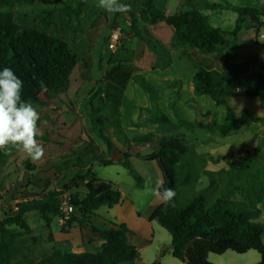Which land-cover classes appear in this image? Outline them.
I'll list each match as a JSON object with an SVG mask.
<instances>
[{"label":"trees","instance_id":"1","mask_svg":"<svg viewBox=\"0 0 264 264\" xmlns=\"http://www.w3.org/2000/svg\"><path fill=\"white\" fill-rule=\"evenodd\" d=\"M51 1L60 5L66 20L75 21L73 32L81 30L80 23L85 16L82 12L87 0H79L74 7L63 0H0V71L5 67L14 71L23 81L21 99L30 101L33 106L46 105L41 99L42 94L47 97L63 92L70 83L74 69L82 60L81 50L73 46L76 36H61L58 31L52 30L53 11L39 6ZM122 3L130 4L128 0ZM26 7L34 8L33 16L19 12V9ZM206 8L215 10L230 7L210 4ZM131 9L126 13L130 18L131 30L156 57L154 68L164 70L171 65L170 49L178 57L186 59L195 55L197 61L192 76L193 95L210 97L222 106L225 117L221 123L182 119L176 105L179 93H173L167 103L174 116L172 121L158 108L157 87L142 74L131 75L118 63L105 72L104 80L99 85L102 89H107L106 98L110 101L113 112L111 116L117 113L125 85L132 79L148 93L149 100L154 105L155 112L147 117V122L156 123L161 128L168 125L184 127L186 130L199 128L210 133L217 132L219 137L224 138L238 132L247 122L263 126V135L254 152L242 151L228 159L226 166L214 171L206 169L207 162L214 161L210 154L188 149L170 137L160 140L157 152L140 156L144 161H155L164 175V187L176 192L170 204L159 203L145 212V218L149 222H157L170 236V244L161 248L159 258L149 264H161L160 256L165 254L182 264H212L207 261L210 253L233 251L243 254L249 250H256L260 255L257 264H264V222L257 221L264 203V165L259 161L264 149V117L254 118L247 110H242V116L238 118L226 100L227 96L239 91L248 97L259 98L264 108V77L258 72L250 73L248 79L257 81V84L254 87L244 86L235 73L223 71L224 67L219 64L221 59H228V54L221 47L225 38L235 37L245 24L248 28L259 29L262 22L259 21L258 11L235 8L238 19L232 30H226L213 26L208 17L197 8L184 9L180 5L174 14L167 15L155 5L154 0H140L139 8L134 9L131 5ZM252 17H255L253 21ZM157 22H162L173 30L169 47L144 28L145 25L154 26ZM103 57L104 55L99 57V62ZM81 63L84 69L89 67L88 62ZM241 72L247 74L246 70ZM215 79H218L219 86ZM175 83L176 80L170 83L171 88ZM99 110L97 106L91 105L90 121L107 151H113L115 144L107 132L109 119L98 115ZM112 125L118 126L115 123ZM152 137L151 133L140 135L141 140H150ZM15 152V148L8 152L0 151V169L5 157ZM121 156L120 161H124L139 187H143L141 177L129 164L130 154L121 153ZM98 163L108 166L117 162L108 158L99 159ZM76 165L84 169L80 161L75 164L64 162L56 167L62 177L53 189H48L49 180L32 176H27L22 189L10 187L18 195L13 194L15 205L8 208L7 214L0 219V264H124L139 259V250L130 241L133 232L124 223L109 222L108 228H97L86 218L87 215H95L101 206L112 207L120 203L122 198L118 190L102 191L99 186L93 187L97 179L93 177L92 165L80 176L82 181L88 179L87 195L82 199L70 196L67 200V207L78 211L79 216L67 212V207L62 205L63 195L78 178L75 174L66 175L63 172ZM201 174L207 177L208 184L195 190ZM4 180L5 177L0 175V185ZM26 185L40 190L26 191ZM29 213H36L48 231L47 240L51 248L47 253H34L32 246L37 243V237L32 235L27 220ZM55 218L62 220L59 225L61 233H67L68 227L86 228L98 235L101 244L93 252H73L57 247L50 230V224Z\"/></svg>","mask_w":264,"mask_h":264},{"label":"rangeland","instance_id":"2","mask_svg":"<svg viewBox=\"0 0 264 264\" xmlns=\"http://www.w3.org/2000/svg\"><path fill=\"white\" fill-rule=\"evenodd\" d=\"M63 1L74 7L79 0ZM123 1L125 0H119L120 3ZM128 1L134 9L139 8L140 0ZM228 2L235 7L245 4L255 8L258 11L259 21H264V4H262V0H229ZM158 5H161L160 1H158ZM39 6L53 11L52 30L58 31L61 36H76L73 46L81 50V62H88L89 67L84 69L82 63L79 62L73 71L68 87L63 92L51 94L47 97L42 94L41 99L46 105L34 106L40 116L37 121L39 135L36 139L43 145L44 156L41 161H32L22 152L16 150L14 154L5 157L0 169V175L5 177L3 184L0 185V219L4 218L8 208L13 207L16 203L13 194L16 196L18 193L10 190V187L15 186V189H22L26 184L27 176H32V178H39L44 181L49 180L48 189H53L57 181L62 177V173L56 171V167H59L64 162L75 164L77 161L82 163L84 169L76 165L74 168L63 172V174H75L78 177L71 185L70 190L63 195V206L67 207V200L70 196L82 199L87 195L88 179L82 181L80 176L85 173V169L92 165L93 177L97 179L93 187L99 186L102 191L118 190L121 193V200L124 201V204L132 201L135 202L139 210L146 208L147 211L150 208L147 203L154 198L147 192L149 187L148 180L151 178V185L154 187L161 169L155 161H144L140 159V156L157 152L160 140L164 137L176 139L182 146L197 151L196 148L200 144L198 141L201 140V136L196 135L195 131L186 130L184 127L168 125L161 128L156 123L147 122V117L155 112L154 105L144 100V97L140 94V85L132 79H129L125 85L117 113L111 116L113 112L110 101L106 98L107 89L106 87L102 89L99 86L104 80L105 72L112 65L118 63L128 70L131 75L142 74L147 81L157 87L159 91L158 108L172 121H174V116L167 103L173 93H179V99L176 101V105L179 107V116L188 121H192L195 117V120L199 121L221 123L225 117L224 109L206 95H204V100L199 98L198 104L194 100H190V95L192 96L193 94L192 76L197 61L195 55L191 54L193 59H186L178 57L176 52L170 49L172 63L166 68L167 70L164 69V72L159 73V69L154 68V64L157 63L156 57L149 52L146 43L132 32L128 14L108 13L98 6V0H87L82 12L85 16L80 23L81 30L73 32L76 23L73 19L66 20L60 5L51 1ZM167 8L168 10L170 9V7ZM193 8L200 9L197 6ZM33 9V7L21 8L19 12L33 16ZM215 10L218 11L216 16L210 10L207 12L210 21L217 27L229 28L228 20L233 15L232 11L221 8ZM214 20L219 21L214 22ZM113 23L116 24L114 25ZM144 28L165 46H170L173 38L171 27L162 22H157L154 26L145 25ZM241 28H247V25L245 24ZM255 33L256 39H258L259 29L255 30ZM112 39L116 40V46L113 49L109 48V43ZM259 44L261 47L255 48V45L244 46L238 40L233 41L231 37L225 38L221 43V47L228 54V59L219 61V64L225 68L222 70L233 72L238 77L240 70L249 69L260 72L264 77V39L260 40ZM101 55H104V57L99 62ZM238 79L244 86L254 87L257 84V81L248 78L241 79L238 77ZM173 80H176L177 83L171 88L170 83ZM215 83L217 86L220 85L218 79H215ZM255 100L258 99L248 97L243 93L233 94L229 98L231 108L233 107L238 114L241 104L247 103L249 106H253ZM91 105L100 109L98 115L109 119L107 132L115 144L113 151H107L106 145L97 137L94 131L90 121ZM196 105L199 112L190 109V107H195ZM205 111L206 113L203 114ZM241 116L242 112L240 118ZM115 118L118 120L116 121ZM112 123L118 126L116 127ZM147 133H151L153 137L150 140H141L140 135ZM221 138H219L217 132H213L210 133L206 142H214L220 147ZM121 153H128L133 157L139 158L131 159L129 164L138 175L142 176L143 187H139L124 161H120L122 159ZM224 154L219 161L207 162L206 167L209 166V168L216 169V164L226 166V161L240 154V151L234 147L230 151H225ZM113 155L115 157L114 161L117 163L108 166L98 163L99 159L113 158ZM259 161L264 165V160L262 162L259 158ZM207 184V177L201 174L194 189L200 190ZM39 190L40 188L26 185V191ZM261 210L264 211V203L261 206ZM67 211L69 212V210ZM103 211H108V213ZM71 212L79 216L78 211L72 209ZM123 214L119 208L108 210L105 207L101 208L100 216L94 218V215L90 214L86 218L91 220L92 225L99 228H108L110 226L108 221L115 224L127 223L133 229H139L141 234H147L149 230L147 222L135 226L131 222L133 219L126 217V215L123 216ZM27 220L32 230V235L37 237V243L32 246L35 255L49 252L51 244L48 243V231L43 222L36 213H29ZM61 223V219L55 218L50 224L54 244L57 247L69 248L70 250L76 248L75 251L85 249L88 252H93L95 250L97 240H90V244H88V236L86 234L90 233L88 229L68 227L67 233H61L59 229ZM152 227L154 232L153 239H150L151 241L143 249L139 250V259L132 263L124 264H149L159 258L161 248L169 245L168 243L165 244L170 239L167 231L157 222H153ZM94 237L93 235L92 239ZM259 260L260 255L256 250H249L243 254L226 251L223 254L210 253L207 256V261L212 264H257ZM162 263L179 264L180 262L169 254H165Z\"/></svg>","mask_w":264,"mask_h":264},{"label":"crops","instance_id":"3","mask_svg":"<svg viewBox=\"0 0 264 264\" xmlns=\"http://www.w3.org/2000/svg\"><path fill=\"white\" fill-rule=\"evenodd\" d=\"M158 1L161 2V5H158ZM218 1H221V2H218ZM228 1L229 0H213L211 2L209 0H154V3L159 9L164 10V12L167 15L174 14L177 11L178 7L181 5L184 9H191V8H193L195 6L200 7V9H198L199 12H201L204 15H206L207 17H208L207 12L209 10L215 16L218 14V11L217 10L207 9L206 5L223 4L224 3L223 5H229V7H230L227 10H231L232 13H233V15L228 20V23L230 24V26H229V28H226V30H232L234 28V26H235V23H236L237 19H238V15H237V13L234 10L235 8H249V9H255V8L246 6L245 4H241L242 6L235 7L233 4L229 3ZM262 4H264V0H262ZM167 7H170V9L168 10ZM208 19H209V17H208ZM216 21L218 22L219 20H214V22H216ZM209 22L213 26H215L212 23V21H210V19H209ZM262 39L263 38L260 36V33H259L258 39H256L255 29L254 28H248V27L247 28H243V29L241 28L239 30V32L237 33V35L235 37H232L233 41L234 40H238V41H240V44H242L244 46L255 45V48L261 47V45L259 43H260V40H262ZM222 69H225V68H222ZM165 70H167V69H165ZM165 70H163V71H159L158 70V72L162 73ZM243 70H245V69H243ZM243 70H240V74L238 76L241 79H247L248 78V74L253 73V72H258V71H251V70L248 69V70H246L247 74H245V73L241 72ZM258 73H260V72H258ZM192 85H193V82H192ZM237 93H242V92L237 91V92H234L233 94H237ZM140 94H142V96L144 97V100H146L147 102H150L148 93L146 91H144L141 86H140ZM233 94H231V95L226 97V100L228 101V104H229L230 107H231V104H230L229 98ZM172 97L173 96L171 95V98ZM171 98H169V99H171ZM192 98L198 104L199 103V98L204 100L205 96L204 95H202V96H194L192 94V96L190 95V100H192ZM253 98H256V97H253ZM256 99H258V100L254 101V105L253 106H249L247 103L243 104V105L241 104L239 114L232 107L235 115L238 118H240L242 110H247V112H248V114L250 116H252L254 118H263L264 117V108L261 105L260 99L259 98H256ZM190 109L192 111L199 112V109L197 108V105L195 107L194 106L190 107ZM205 113H206V111L203 112V114H205ZM203 117H205V116H203ZM223 117H224V115H223ZM194 119H195V117L193 118V120ZM192 131H195L196 135H200L201 136V140L198 141V143H200V144L196 148V150L199 153H208L214 158V160L219 161L220 157L222 155H225L224 154L225 151H228V150L230 151L234 147L236 149H238V151H240V153L242 151H245V150L250 151V152H254L256 147H257L259 139L263 135V126L260 125L259 123L247 122L235 134H232V135L224 137V138L219 137V138L222 139V142L220 141L221 142L220 143L221 144L220 147L218 145H216L214 142H210V141L206 142V140H208V137L210 136V132L205 131L203 129H199V128H196V129H194ZM113 157H114V155H113ZM133 158L139 159V158H136V157H133L132 155H130L129 162ZM260 159L263 162V160H264V149L261 152ZM216 166H217L216 169L209 168V166L206 167V169L214 171V170H218L221 167H224L223 164H216ZM139 176L142 177L141 175H139ZM158 176H159L158 179L163 178V181H164V175H163L162 171H159V175ZM143 186H144V183H143ZM123 202L124 201L121 200L120 203H118V204H116V205H114L112 207L101 206L96 211V214L94 215V218L96 216H100L99 213L101 212V208H105L106 207V208H108V210H112L113 208H119L124 213L123 216L126 215V217H130V218L133 219V220H131V222H133V224H135V226L143 224L144 222H147L149 224L148 225L149 230L147 231V234H141L139 229H137V228L133 229L132 227H130L129 224L124 223L133 232V235H131V238H130L131 243L134 246H136V248L138 250H141L147 245V243H149L151 241L150 239H153V235H154L153 227H152L153 221L149 222L145 218L146 208H144V210H139L137 208L135 202L131 201V202H128L127 204H124ZM159 203H161V202L154 197L147 204L149 205L148 207H152V206H155V205H157ZM103 212L104 213H108V211H103ZM258 221L264 222V211L263 210H261V214L258 217ZM108 222H110V221H108ZM97 228H99V227H97ZM84 232L86 233L85 230H84ZM86 234L88 236V240H87L88 244H90L89 243L90 240H93V241L97 240L96 248L101 244L102 241H100V239L98 238L97 234H93L91 232L90 233H86ZM93 235L95 236L94 239H92ZM262 242L264 243V234H263V237H262ZM166 243L170 244V239H169L168 242H165V244ZM75 250H76V248H73L72 251L73 252L87 251L85 249H82V250H79V251H75ZM164 258H165V255L160 257V260H161L160 263L161 264H163L162 260ZM172 264H175V263H172ZM179 264H182V263L180 262Z\"/></svg>","mask_w":264,"mask_h":264},{"label":"clouds","instance_id":"4","mask_svg":"<svg viewBox=\"0 0 264 264\" xmlns=\"http://www.w3.org/2000/svg\"><path fill=\"white\" fill-rule=\"evenodd\" d=\"M98 6L108 13H128L131 5L120 3L119 0H98ZM23 81L14 71L5 67L0 71V151L8 152L15 148L32 161H41L44 148L36 137L39 135L37 121L39 113L30 101L21 99ZM147 192L161 203L170 204L176 192L165 188L163 178L151 185L148 180Z\"/></svg>","mask_w":264,"mask_h":264},{"label":"built area","instance_id":"5","mask_svg":"<svg viewBox=\"0 0 264 264\" xmlns=\"http://www.w3.org/2000/svg\"><path fill=\"white\" fill-rule=\"evenodd\" d=\"M259 31H260V36L264 39V21L261 23V25L259 27ZM115 46H116V40L112 39L109 43V48L113 49V48H115ZM67 210H69V212H71L72 208L68 207Z\"/></svg>","mask_w":264,"mask_h":264},{"label":"water","instance_id":"6","mask_svg":"<svg viewBox=\"0 0 264 264\" xmlns=\"http://www.w3.org/2000/svg\"><path fill=\"white\" fill-rule=\"evenodd\" d=\"M251 19H252V21H253V20L255 19V17H252ZM112 159H113V160H115V158H114V157H113Z\"/></svg>","mask_w":264,"mask_h":264}]
</instances>
